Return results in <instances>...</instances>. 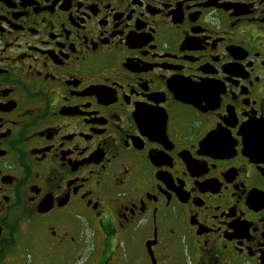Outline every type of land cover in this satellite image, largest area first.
<instances>
[{
    "label": "flooded vegetation",
    "instance_id": "af4514ba",
    "mask_svg": "<svg viewBox=\"0 0 264 264\" xmlns=\"http://www.w3.org/2000/svg\"><path fill=\"white\" fill-rule=\"evenodd\" d=\"M0 264H264V0H0Z\"/></svg>",
    "mask_w": 264,
    "mask_h": 264
}]
</instances>
